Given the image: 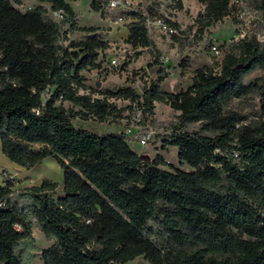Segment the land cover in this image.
Instances as JSON below:
<instances>
[{"label": "trees", "instance_id": "obj_1", "mask_svg": "<svg viewBox=\"0 0 264 264\" xmlns=\"http://www.w3.org/2000/svg\"><path fill=\"white\" fill-rule=\"evenodd\" d=\"M45 1L70 29L95 30L77 27L70 6L77 0ZM108 1L92 0L90 8L104 19L131 20L126 43L154 50L146 21L155 14L114 15L105 8ZM198 1L204 6L196 21L198 35L237 12L233 0ZM260 2L264 13V0ZM60 35V25L45 16L44 8L22 13L9 0H0L1 151L27 169L47 157L63 169L58 199L50 194L54 185L45 181L21 196L28 202L23 207L12 196L11 182L0 185V264H24L19 246L31 239L29 216L54 240L41 253L43 264H126L139 256L150 264H264V122L241 125L245 117L224 111L230 101L251 93L264 99L258 80L245 82L250 73L264 70V45L254 35L222 44L219 69H196L191 85L176 94L162 90L167 74L160 66L141 96L122 87L92 101L77 94L84 86L80 73L100 67L97 50L108 43L91 34L62 48ZM160 64L157 55L154 65ZM180 68L189 72L187 58ZM47 88L50 95L43 100ZM108 98L142 99L145 116L152 114L155 102L179 112L161 147H176L180 162L191 171L159 168L166 165L160 155L143 160L123 133L97 135L74 127L75 116L99 121L119 117ZM65 101L81 110H65ZM195 123L213 136L184 131ZM234 140L242 170L213 153Z\"/></svg>", "mask_w": 264, "mask_h": 264}, {"label": "rangeland", "instance_id": "obj_2", "mask_svg": "<svg viewBox=\"0 0 264 264\" xmlns=\"http://www.w3.org/2000/svg\"><path fill=\"white\" fill-rule=\"evenodd\" d=\"M20 12L42 7L45 16L52 22L59 24L61 35L58 46L68 47L72 41H78L86 35L99 34L108 43L105 49L97 50L100 67L96 70L83 71L80 75L84 78L83 88L77 90V94L87 96L93 100H104L107 90H115L122 87L131 88L136 95L141 96L143 89L148 83L157 77V71L161 66L167 74L162 84V90L167 93L176 94L186 90L192 83L193 72L202 67H210L217 71L221 53L218 47L222 44L229 46L233 42L244 37L254 35L257 41L264 45V13L261 12L260 0H233L237 12L221 22L211 24L202 35H198L197 18L204 10V6L198 0H130L132 11L149 15L150 11L155 18L148 19L149 37L153 43L154 50L150 48H134L126 43L128 36L129 19L112 18L104 19L100 13L90 8L92 0H77L71 2L70 6L76 14V25L78 28L95 29L92 32L72 30L68 23L63 24V16L58 11L51 9V4L45 0H9ZM19 1V4L18 2ZM110 0L106 9L116 15L119 11L109 8ZM165 20L175 23L178 28L166 24ZM160 21L169 29L176 32L165 33L156 22ZM158 55L160 65H154L155 57ZM117 58L116 65L110 61ZM183 58L189 60V72L182 73L180 62ZM255 80L264 86V70H255L250 73L245 82ZM50 90L47 88L42 95L43 100L49 98ZM107 103L112 104L120 111L119 117H107L99 121L93 117L82 119L75 116L72 120L74 127L88 130L97 135L110 133H123L129 135L128 145L141 157L153 160L156 155L164 158L166 165L159 168L172 172L175 169L189 172L191 168L179 160V152L176 147L162 149L161 140L170 136L177 123L179 112L173 110L163 103H154L151 115H144L141 106L142 99L134 102L123 99L108 98ZM60 104V101L58 102ZM264 99L259 93H251L241 99H234L224 106L225 112H234L245 117L241 125L256 127L264 122ZM62 106L67 111H80L79 107L73 106L65 101ZM115 115V113H114ZM201 124H189L184 128L187 133L200 132L205 136H213L212 133L201 130ZM150 127L156 131L153 139L144 147H141L133 138L139 131ZM41 148L34 145L33 149ZM216 156L231 162L239 170L243 169L241 154L236 140L231 142L227 149H215ZM7 181L13 184V198L17 199L24 207L28 202L21 196L26 195L31 187H40L43 182L54 185L50 194L54 199L62 197L63 169L53 157L44 158L34 167L27 169L9 161L1 151L0 145V185ZM26 193V194H25ZM31 239L20 244L19 251L22 252L24 264H43L41 253L54 243L53 239L47 238L38 228L32 216ZM126 264H150L143 256L136 257Z\"/></svg>", "mask_w": 264, "mask_h": 264}, {"label": "built area", "instance_id": "obj_3", "mask_svg": "<svg viewBox=\"0 0 264 264\" xmlns=\"http://www.w3.org/2000/svg\"><path fill=\"white\" fill-rule=\"evenodd\" d=\"M132 7V2L130 0H110L109 3V8L113 11H119V12H127V11H132L131 10ZM137 12V11H134ZM157 26L160 27L165 33H175L176 31L173 29H169L168 26L166 27L165 25H163L160 21L156 22ZM146 25H150L149 21H146ZM117 58L116 59H112L110 61V63L112 65H116L117 63ZM123 134L127 135L126 132H123ZM156 131L150 127H146L145 130H141L139 131V133H137V135H135L133 138L136 140V142L141 146L144 147L146 146L155 136Z\"/></svg>", "mask_w": 264, "mask_h": 264}, {"label": "water", "instance_id": "obj_4", "mask_svg": "<svg viewBox=\"0 0 264 264\" xmlns=\"http://www.w3.org/2000/svg\"><path fill=\"white\" fill-rule=\"evenodd\" d=\"M143 160H145V161H149V159H148V157H145V156H143V157H141Z\"/></svg>", "mask_w": 264, "mask_h": 264}]
</instances>
